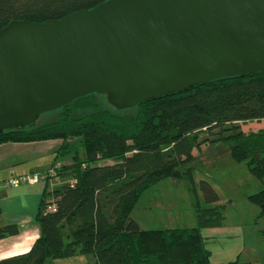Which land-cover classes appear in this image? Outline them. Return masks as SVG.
<instances>
[{
    "label": "trees",
    "instance_id": "1",
    "mask_svg": "<svg viewBox=\"0 0 264 264\" xmlns=\"http://www.w3.org/2000/svg\"><path fill=\"white\" fill-rule=\"evenodd\" d=\"M106 1L0 0V30L12 21L59 20ZM104 98L107 102L106 96L89 95L57 110L53 122L0 135V145L62 141L52 167L72 156V164L58 170L63 183L44 192L36 217L39 238L29 252L0 264H47L84 255H93L94 264H212L203 231L221 228L226 219L213 186L206 180L195 185L194 151L205 144L233 145L230 158L246 163L263 183L249 200L264 217V129L241 127L264 121V72L216 80L122 111L106 106ZM71 179L77 180L74 187ZM167 179L185 180L192 195L202 193L212 206L196 201L195 228L142 230L132 214L147 190ZM20 233L18 225L0 227V240Z\"/></svg>",
    "mask_w": 264,
    "mask_h": 264
},
{
    "label": "water",
    "instance_id": "2",
    "mask_svg": "<svg viewBox=\"0 0 264 264\" xmlns=\"http://www.w3.org/2000/svg\"><path fill=\"white\" fill-rule=\"evenodd\" d=\"M264 72V0H108L0 30V135L92 94L122 111Z\"/></svg>",
    "mask_w": 264,
    "mask_h": 264
},
{
    "label": "rangeland",
    "instance_id": "3",
    "mask_svg": "<svg viewBox=\"0 0 264 264\" xmlns=\"http://www.w3.org/2000/svg\"><path fill=\"white\" fill-rule=\"evenodd\" d=\"M103 102L110 107L105 98ZM57 117V111L46 113L39 119L38 125L53 122ZM241 127L244 132H256L264 129V121L243 124ZM200 137L205 138L207 135L202 133ZM232 146V144L222 146L205 144L200 150L194 151L197 159L194 164L195 185L197 186L201 180L208 181L219 194L220 204L225 206L226 220L223 226L204 230L203 235L207 237V246L212 251V264L229 262L264 264V217H260L259 207L249 200L251 195L262 190L263 183L250 173L246 163H236L230 158ZM45 149L48 151L51 146L24 147L20 155H24L29 160L30 164L26 165L31 170L45 172L50 168L55 157L53 153L47 151L42 153ZM39 159L41 160L38 161ZM58 163L70 164L72 156L61 158ZM199 200L203 208L212 206L205 203L202 193L197 192L196 196L192 195L190 186L185 180H163L142 196L132 218L142 230L195 228L197 218L194 206ZM95 262L93 255H84L49 261L47 264H94Z\"/></svg>",
    "mask_w": 264,
    "mask_h": 264
},
{
    "label": "crops",
    "instance_id": "4",
    "mask_svg": "<svg viewBox=\"0 0 264 264\" xmlns=\"http://www.w3.org/2000/svg\"><path fill=\"white\" fill-rule=\"evenodd\" d=\"M62 141L52 140L32 143H6L0 145V227L7 225H18L21 227L19 236L0 240V260L25 254L31 250L36 240L39 238V228L36 223V217L43 200L44 192L48 188L52 192L60 186L63 181L60 177L49 178L41 181L37 185H23L19 188H7L4 181L12 176H21L25 174H44L47 170L37 172L31 170L26 165L30 164L24 155H20L24 147H41L50 145L48 151L42 150V153L49 152L56 155ZM55 158V157H54ZM39 159L38 161H40ZM38 163V162H37ZM67 164V165H71ZM65 163H57V166H65ZM42 174V175H43ZM58 175V173H56Z\"/></svg>",
    "mask_w": 264,
    "mask_h": 264
},
{
    "label": "built area",
    "instance_id": "5",
    "mask_svg": "<svg viewBox=\"0 0 264 264\" xmlns=\"http://www.w3.org/2000/svg\"><path fill=\"white\" fill-rule=\"evenodd\" d=\"M61 166H55L53 169H50L49 172L41 174H25L21 176H12L10 179L4 181V186L7 188H19L23 185H37L41 181L48 180L49 178L56 177V173H58V169H60ZM69 183L72 187H74L77 184L76 179L69 180ZM54 210L55 208H51Z\"/></svg>",
    "mask_w": 264,
    "mask_h": 264
}]
</instances>
